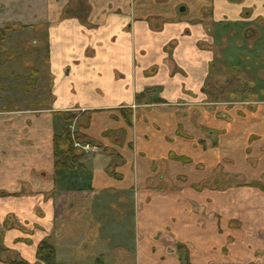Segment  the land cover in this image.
Listing matches in <instances>:
<instances>
[{"label":"crops","instance_id":"0c3cea01","mask_svg":"<svg viewBox=\"0 0 264 264\" xmlns=\"http://www.w3.org/2000/svg\"><path fill=\"white\" fill-rule=\"evenodd\" d=\"M262 19L264 0H0L17 28L0 57L31 51L50 100L0 109V245L29 264L44 240L56 264H264V100L234 92ZM67 132L98 148L57 166Z\"/></svg>","mask_w":264,"mask_h":264},{"label":"rangeland","instance_id":"374dc122","mask_svg":"<svg viewBox=\"0 0 264 264\" xmlns=\"http://www.w3.org/2000/svg\"><path fill=\"white\" fill-rule=\"evenodd\" d=\"M261 21H264V19L252 22L250 29L254 34L250 41L246 42L245 47L246 51H249L248 55H250V59L245 62L246 67H243L244 72H241V76L238 78V75H235V83L234 80L232 82L235 85L234 92L236 100H247V103L252 99L264 100V22ZM240 33H235L234 38L241 35ZM1 47H3L2 44H0V48ZM231 50L232 49L229 48L228 51ZM30 52L31 51L22 48L18 50L19 54L17 58H9L6 56L7 54L4 57L3 55L0 57V109L5 107L9 108V99L15 101L18 105L21 103V105L29 106L35 104L37 99L43 97L45 100L42 102V105H50V100L47 99L49 95L44 94L45 91L39 87V83L38 88L36 87V77H38L36 74L42 68L43 62L40 61V63H35L33 61L32 64L28 65L27 59H29L28 54L30 55ZM233 53H225V56L228 55L230 57ZM240 57L241 56L238 58ZM21 65L27 66L22 68ZM218 71L221 76L220 80L233 73V69H230L228 63L226 61L222 62L220 59H218ZM33 78L35 80H33ZM239 83L241 84L239 85ZM260 88H262V90H260ZM74 138L76 140H85L80 136ZM0 257L4 260L8 259V257L13 258L12 255H4L3 253Z\"/></svg>","mask_w":264,"mask_h":264},{"label":"trees","instance_id":"16d2710c","mask_svg":"<svg viewBox=\"0 0 264 264\" xmlns=\"http://www.w3.org/2000/svg\"><path fill=\"white\" fill-rule=\"evenodd\" d=\"M14 31L17 30V28H12L10 26H6L4 28L0 29V44H2L7 38H8V31ZM33 80H35L33 78ZM147 91H144L143 93L137 95V99H141ZM75 149L72 147V136L67 132L63 133L62 135H58L54 137V156L56 158V165L62 166L65 164L66 161H61V156L64 155L67 158H69L72 162H75L80 155H83L81 153L77 154ZM9 254V251L4 248L2 245H0V255L1 254ZM6 258V257H5ZM37 258L40 262H43L45 264H56L55 263V248L51 244L49 240L42 241L37 249ZM0 260H4L0 257ZM9 260L8 264H29L28 262L22 260V259H16V258H9L6 259Z\"/></svg>","mask_w":264,"mask_h":264},{"label":"built area","instance_id":"2783aa9c","mask_svg":"<svg viewBox=\"0 0 264 264\" xmlns=\"http://www.w3.org/2000/svg\"><path fill=\"white\" fill-rule=\"evenodd\" d=\"M72 147L81 154H89L97 150V146L91 142L73 139Z\"/></svg>","mask_w":264,"mask_h":264},{"label":"flooded vegetation","instance_id":"af4514ba","mask_svg":"<svg viewBox=\"0 0 264 264\" xmlns=\"http://www.w3.org/2000/svg\"><path fill=\"white\" fill-rule=\"evenodd\" d=\"M261 22H264V21H261ZM251 25L246 27L243 31V36L246 38V39H251L254 32L250 29ZM251 35V36H250ZM229 81V79H226V83ZM230 81H231V78H230Z\"/></svg>","mask_w":264,"mask_h":264}]
</instances>
